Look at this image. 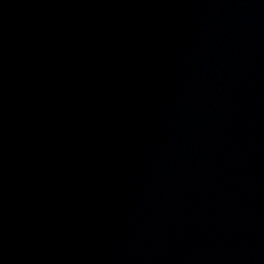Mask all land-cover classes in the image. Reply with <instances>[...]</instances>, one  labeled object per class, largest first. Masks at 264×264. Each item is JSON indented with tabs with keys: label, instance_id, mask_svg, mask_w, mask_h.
<instances>
[{
	"label": "water",
	"instance_id": "obj_1",
	"mask_svg": "<svg viewBox=\"0 0 264 264\" xmlns=\"http://www.w3.org/2000/svg\"><path fill=\"white\" fill-rule=\"evenodd\" d=\"M0 264H264V0H0Z\"/></svg>",
	"mask_w": 264,
	"mask_h": 264
}]
</instances>
